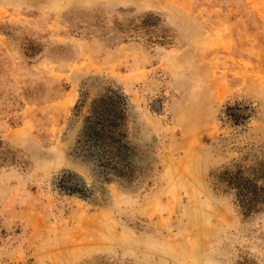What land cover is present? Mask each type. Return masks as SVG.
Masks as SVG:
<instances>
[{
    "label": "rangeland",
    "instance_id": "374dc122",
    "mask_svg": "<svg viewBox=\"0 0 264 264\" xmlns=\"http://www.w3.org/2000/svg\"><path fill=\"white\" fill-rule=\"evenodd\" d=\"M225 172L264 192V0H0V264H264Z\"/></svg>",
    "mask_w": 264,
    "mask_h": 264
},
{
    "label": "trees",
    "instance_id": "16d2710c",
    "mask_svg": "<svg viewBox=\"0 0 264 264\" xmlns=\"http://www.w3.org/2000/svg\"><path fill=\"white\" fill-rule=\"evenodd\" d=\"M117 130V124H91L84 131V137L87 138L85 144L89 143L91 148L98 151V155H100V158L97 159L100 166L106 163L113 165V168L122 166L119 158V146L116 148L120 143ZM103 159L106 160L105 163H103ZM220 179L222 183L227 184L230 189L236 192L239 206L244 214L249 215L251 212L264 207V192L261 193L254 185L251 186L252 183L248 180H244L238 174L234 176L229 172H225Z\"/></svg>",
    "mask_w": 264,
    "mask_h": 264
}]
</instances>
